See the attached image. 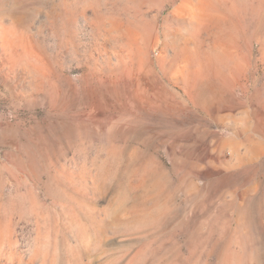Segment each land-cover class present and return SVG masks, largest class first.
<instances>
[{"label": "rangeland", "instance_id": "rangeland-1", "mask_svg": "<svg viewBox=\"0 0 264 264\" xmlns=\"http://www.w3.org/2000/svg\"><path fill=\"white\" fill-rule=\"evenodd\" d=\"M0 264H264V0H0Z\"/></svg>", "mask_w": 264, "mask_h": 264}]
</instances>
